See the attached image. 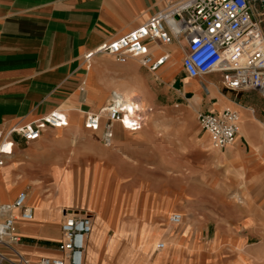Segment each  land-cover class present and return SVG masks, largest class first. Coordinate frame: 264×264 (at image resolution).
I'll use <instances>...</instances> for the list:
<instances>
[{"label":"crops","instance_id":"crops-1","mask_svg":"<svg viewBox=\"0 0 264 264\" xmlns=\"http://www.w3.org/2000/svg\"><path fill=\"white\" fill-rule=\"evenodd\" d=\"M178 1L182 0H0V131L31 123L54 110L63 112L68 122L66 128L47 129L41 139L32 142L14 136L13 155L0 167V204L13 202L20 193H26L24 188H30L26 195L33 219L17 223L21 238L18 249L27 258L34 261L60 257L58 246L64 211L86 215L93 223L89 213L76 208L63 209L59 215L58 208L69 202L71 194L56 165L50 161L54 160L57 150L62 152L69 145L73 147L76 141L83 147L102 146V130H85L83 122L86 114L98 113L114 94L126 92L132 97L139 93L146 102L154 104L150 95L155 81H159L176 91L181 99L191 96L193 101L192 107L156 105L143 132L130 133L115 125L114 139L121 137L113 151L123 150L125 153L118 151L123 158H128L126 153L133 149L132 145L147 147L152 143L160 125L189 120L194 114L197 117L199 113H220L228 109L239 116V133L229 147L227 162L235 169H246L244 174L248 175L263 168L258 159H264V99L255 91L224 90L217 75L187 78L180 66L185 53L180 43L163 46L146 42L153 60L168 55V63L155 72L141 67L135 59L119 65L105 54L84 61L85 54L132 32ZM262 31L264 34V19ZM174 59L179 60V69L185 78L178 71L170 70ZM213 77H218V86ZM178 83L181 87H177ZM243 94L251 99L242 102ZM246 157L251 164L245 161ZM44 168H49L54 184L48 196L53 197L51 200L40 196V182L34 179ZM118 198V194L111 196L114 202ZM97 211L101 216L98 207ZM164 232L170 233L171 228L165 226ZM154 236L145 233L139 242L146 255ZM118 237L112 238V247L107 251L113 249ZM101 241V231H93L91 248L86 254L84 249L83 264L94 262L93 250L101 246ZM179 247L177 241L173 250ZM162 252L159 255L164 258L167 249Z\"/></svg>","mask_w":264,"mask_h":264},{"label":"rangeland","instance_id":"rangeland-1","mask_svg":"<svg viewBox=\"0 0 264 264\" xmlns=\"http://www.w3.org/2000/svg\"><path fill=\"white\" fill-rule=\"evenodd\" d=\"M179 43L184 49V43ZM170 70L185 78L179 65ZM213 81L219 85L218 77ZM135 94L124 98L151 113L139 131L130 133L143 132L148 127L156 105L193 106L191 96L181 99L159 81H155L150 95L154 104ZM249 99L247 94L241 97L242 102ZM120 137H115L110 147L98 149L80 146L76 141L73 147L57 150L50 161L71 194L69 202L58 208L59 215L66 208L86 211L92 217L91 234L102 233L101 246L93 250L94 262L85 264H264L263 157L258 159L263 168L252 175L244 174L246 169L231 167L227 162L229 148L218 151L211 147L196 114L189 120L160 125L154 141L147 147L132 145L133 149L126 153L128 158L119 154L118 151L125 153L123 150L113 151ZM245 161L251 164L249 157ZM34 179L40 182V196L51 200L53 197L48 196L54 184L49 168ZM24 190L29 193L30 188ZM114 194H118V202L111 200ZM173 214H181L180 225L169 223ZM165 226L171 228L170 233L164 232ZM145 233L155 235L147 255L139 247ZM91 234L85 254L91 248ZM115 235L118 240L107 251ZM177 241L180 247L173 250ZM159 243L167 249L164 258L160 255L165 251L156 250Z\"/></svg>","mask_w":264,"mask_h":264},{"label":"built area","instance_id":"built-area-1","mask_svg":"<svg viewBox=\"0 0 264 264\" xmlns=\"http://www.w3.org/2000/svg\"><path fill=\"white\" fill-rule=\"evenodd\" d=\"M263 19L264 0H182L167 5L132 32L101 44L85 54L84 61L105 54L119 65L135 59L141 67L155 72L168 61V55L153 60L146 42L163 46L182 42L185 53L181 68L187 78L217 75L224 90L255 91L264 99ZM150 113V109H140L132 100L114 94L98 113L85 115L83 128L91 132L101 129V144L108 148L114 139L115 125L137 132ZM196 119L213 149L223 151L234 144L239 133L236 112L199 113ZM67 123L66 115L54 110L31 123L0 131V167L13 155L14 136L32 142L47 129H63ZM32 219L33 210L27 205L24 192L13 202L0 204V264H83L85 243L92 230L90 217L64 211L60 257L34 261L19 251L21 238L17 233L18 222ZM181 220L180 215L173 214L169 223L178 226ZM164 249L163 243L156 245L157 251Z\"/></svg>","mask_w":264,"mask_h":264},{"label":"bare ground","instance_id":"bare-ground-1","mask_svg":"<svg viewBox=\"0 0 264 264\" xmlns=\"http://www.w3.org/2000/svg\"><path fill=\"white\" fill-rule=\"evenodd\" d=\"M169 60V59H168ZM167 63H168V61H167ZM166 63V64H167ZM179 63L180 62H178V60L176 59L175 61H173L172 63L170 62V67L172 68V69H174L175 67H177L178 65H179ZM165 64V65H166ZM180 66H181V63H180ZM120 94V96H122V97H125L126 95H128V93H126V92H121V93H119ZM133 97V96H132ZM131 98V97H130ZM128 99V98H127ZM149 119V118H148ZM39 184V183H38ZM178 215H180V214H178ZM181 216V215H180Z\"/></svg>","mask_w":264,"mask_h":264}]
</instances>
